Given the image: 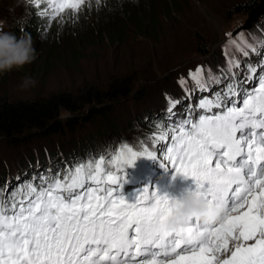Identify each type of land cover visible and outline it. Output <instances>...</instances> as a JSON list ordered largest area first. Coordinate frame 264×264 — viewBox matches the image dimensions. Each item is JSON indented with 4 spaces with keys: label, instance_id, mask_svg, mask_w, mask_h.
Returning a JSON list of instances; mask_svg holds the SVG:
<instances>
[{
    "label": "snow or ice",
    "instance_id": "1",
    "mask_svg": "<svg viewBox=\"0 0 264 264\" xmlns=\"http://www.w3.org/2000/svg\"><path fill=\"white\" fill-rule=\"evenodd\" d=\"M28 2L47 5L38 15L50 27L78 19L92 0ZM228 36L244 57L246 49L264 48L259 38L239 43ZM225 55L219 77H205L202 67L189 72L200 91H208L209 80H229L213 99L199 101L198 115L189 107L177 116L179 101L169 99L166 123L155 125L150 143H123L107 158L66 167L63 176L57 170L11 191L0 188V264H264V59L258 71ZM138 158L159 161L173 179L191 178L205 200L227 208L226 216L211 226L193 219L172 231L175 200L145 187L126 202L125 169Z\"/></svg>",
    "mask_w": 264,
    "mask_h": 264
},
{
    "label": "rangeland",
    "instance_id": "2",
    "mask_svg": "<svg viewBox=\"0 0 264 264\" xmlns=\"http://www.w3.org/2000/svg\"><path fill=\"white\" fill-rule=\"evenodd\" d=\"M250 1L178 0V9L165 12L163 7H157L156 13L159 14L156 21L159 23L157 36L144 34L129 25L124 31V39L118 41L109 40L93 28L97 26L91 21L92 6L96 7L97 0H92L91 6L84 7L78 15L79 20L87 18L88 21H77L66 17L62 26L57 24L58 38L67 41L66 43L72 48V39L84 35L88 37L84 45H77L76 51L63 53L61 56L63 61L50 60L48 68L45 67L46 55L36 52V59L31 64L19 71L0 76V99L32 101L57 92L76 93L90 86L101 87L115 78L136 77V84L147 86L143 102L121 100L115 103L112 120L108 123L104 122L103 125L106 129L109 128L108 144L101 143L98 139L99 152H90L83 157L78 156V159L88 161L100 155L107 158L123 143L138 148L141 140L150 143L148 137L155 131L157 123L162 121L166 123L169 99L179 101L173 109L178 114L181 113L183 105L196 109L201 99L224 86L225 79L219 84H213L209 80L208 91H200L189 78L190 71L202 67L205 70V77L210 74L221 76L222 70L227 65L226 51L240 60L242 69L249 64L252 65L253 62L259 71L260 62H255V56L264 59V48L258 49L259 54L252 52L250 48L246 49L249 51V56L244 57L241 51L236 50L235 45L229 46L228 34L235 36L239 43H244L245 40L255 42L257 38L264 40V16L260 17L249 30L237 35V32L250 20V13H237V7ZM30 4L28 0H20L19 4L17 0H0V20H6L9 29L12 30L15 15H19L23 9L26 10ZM48 34L44 33L41 36V43H45L47 47L51 44H59L58 39L52 41L48 38ZM204 52L211 54L204 55ZM25 76L36 79L37 86L21 91L18 85ZM181 79L186 80L185 87L179 84ZM213 98L214 95L209 97V99ZM148 114L151 116L149 123L146 120ZM66 117L67 114L64 113L63 119ZM130 121L135 123L131 125ZM144 121L147 123L145 124ZM68 139L69 137L66 139L58 137L56 140H51L50 145L53 151L59 152L60 160L65 156L63 148L66 151L73 148L67 143ZM44 148L43 141L19 148L7 139L0 138V188L7 185L8 190L11 191L18 184L33 181L32 178L37 174L48 173L47 168L42 169L48 165H53L56 170L63 172L65 160L59 162V159H56L45 164H37L34 158L43 154L46 151ZM30 160H34V163L26 172L23 168ZM159 167H161L159 161L138 158L134 166L126 168L132 171L136 168L146 171L145 175L137 174L136 179H133L127 188L122 189L120 195L126 202L134 203L145 187L158 193L169 189L170 181L168 183L166 181L167 171L162 167L158 169ZM167 196L171 200H176L172 193Z\"/></svg>",
    "mask_w": 264,
    "mask_h": 264
},
{
    "label": "trees",
    "instance_id": "3",
    "mask_svg": "<svg viewBox=\"0 0 264 264\" xmlns=\"http://www.w3.org/2000/svg\"><path fill=\"white\" fill-rule=\"evenodd\" d=\"M178 0H99L96 7L92 6V23L97 33L106 36L109 40L124 39V31L129 25H132L138 31L149 35H158V16L157 7H163L166 10L178 9ZM261 0H251L237 7V13L249 14L256 9ZM30 4V3H29ZM25 10H21L19 15L13 18L12 31L19 37L25 34L31 36L33 47L36 54H45L48 68L50 60L63 61V53L76 51L77 45H84L87 41L84 35H79L72 39V48L64 41L58 38V23L53 22L48 26V18L40 17L39 11L47 7L43 4L38 9L35 5ZM22 13V14H21ZM17 20H22L17 23ZM79 20V19H75ZM79 21H88L87 18ZM115 21V23L113 22ZM44 33H49L48 38L52 41L59 40V44H51L49 47L41 43L40 38ZM81 36V37H80ZM62 41V43H61ZM204 55L211 54L204 52ZM259 58L255 57L257 63ZM252 66H255L252 62ZM136 77L125 76L121 79L115 78L104 86H90L76 93L57 92L50 96L38 97L32 101H13L0 99V138L7 139L12 145L25 148L30 144L45 143L46 150L40 154L35 161L37 164L45 162L65 160L64 169L87 160H79L78 156L88 155L90 152L98 153L97 140L108 144L110 138L107 134L109 130L103 126L106 122L112 120V113L115 111V103L121 100L143 102L147 86L136 84ZM229 82V81H228ZM227 83V79L224 84ZM134 107V106H131ZM185 107V108H184ZM183 109L188 108L185 105ZM181 109V110H183ZM186 110H184L185 112ZM67 117L63 119V114ZM146 120H151V116L146 115ZM147 121H144L146 124ZM130 121L129 124H134ZM58 137H69L68 144L73 148L63 151L65 153L63 160H60L59 152L52 149L51 140ZM48 142V143H47ZM97 151V152H96ZM28 160V159H27ZM34 160L27 161L24 165V171H28ZM53 165L45 166L48 168ZM132 172L131 169H125V178ZM63 176L64 171L60 172ZM37 174L33 181L41 176ZM5 176V175H1ZM11 179V178H10ZM9 181V180H8ZM11 184V181H9ZM2 196V193H0Z\"/></svg>",
    "mask_w": 264,
    "mask_h": 264
},
{
    "label": "clouds",
    "instance_id": "4",
    "mask_svg": "<svg viewBox=\"0 0 264 264\" xmlns=\"http://www.w3.org/2000/svg\"><path fill=\"white\" fill-rule=\"evenodd\" d=\"M20 0H17V4ZM12 11V9H9ZM21 23L22 20H17ZM36 59L31 36H17L9 29L6 20H0V76L19 71ZM37 80L25 76L18 85L21 91L37 86ZM227 214V208L219 201L205 200L198 190L188 192L180 201H174L168 219V227L174 231L193 219L205 225L219 224Z\"/></svg>",
    "mask_w": 264,
    "mask_h": 264
},
{
    "label": "water",
    "instance_id": "5",
    "mask_svg": "<svg viewBox=\"0 0 264 264\" xmlns=\"http://www.w3.org/2000/svg\"><path fill=\"white\" fill-rule=\"evenodd\" d=\"M249 16L250 20L247 22V25L237 33H240L244 30H249L253 26V24L260 19V17L264 16V0L260 1L259 6L256 9L252 10Z\"/></svg>",
    "mask_w": 264,
    "mask_h": 264
},
{
    "label": "bare ground",
    "instance_id": "6",
    "mask_svg": "<svg viewBox=\"0 0 264 264\" xmlns=\"http://www.w3.org/2000/svg\"><path fill=\"white\" fill-rule=\"evenodd\" d=\"M256 57V56H255ZM258 58V57H257ZM258 62H261V59L259 58V61ZM226 80V79H225ZM229 80H227V82H228ZM183 107H184V105H183ZM185 108V107H184Z\"/></svg>",
    "mask_w": 264,
    "mask_h": 264
}]
</instances>
